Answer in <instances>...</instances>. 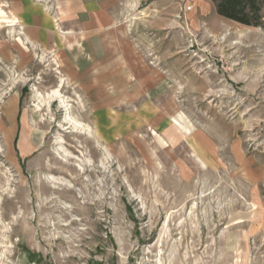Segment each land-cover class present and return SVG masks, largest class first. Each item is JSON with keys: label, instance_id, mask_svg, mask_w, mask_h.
Instances as JSON below:
<instances>
[{"label": "rangeland", "instance_id": "1", "mask_svg": "<svg viewBox=\"0 0 264 264\" xmlns=\"http://www.w3.org/2000/svg\"><path fill=\"white\" fill-rule=\"evenodd\" d=\"M258 1L103 0L51 47L0 5V264H264Z\"/></svg>", "mask_w": 264, "mask_h": 264}, {"label": "crops", "instance_id": "2", "mask_svg": "<svg viewBox=\"0 0 264 264\" xmlns=\"http://www.w3.org/2000/svg\"><path fill=\"white\" fill-rule=\"evenodd\" d=\"M101 1L103 0H91L89 5H84L82 0H72L71 4L61 3V6L57 1L54 6V14L52 12V0H0V5L1 7L4 6L6 11L10 13L12 16L10 22L13 23L11 26L18 31L19 29L22 31V37L28 45L42 44L51 47L61 44L62 40L55 34L53 23H61L64 12L70 11L71 14L75 15L78 8L86 6L87 10L94 13L93 22L97 23L96 28L100 26V23H104L105 21H100L101 13L105 12V7ZM0 13L2 17L3 10L0 9ZM95 18H97L96 21ZM88 28L91 27L88 26ZM68 55L67 60L69 58V61L73 62L75 67L78 68L77 63L82 59H79L76 55ZM54 56L57 57V54H54Z\"/></svg>", "mask_w": 264, "mask_h": 264}, {"label": "trees", "instance_id": "3", "mask_svg": "<svg viewBox=\"0 0 264 264\" xmlns=\"http://www.w3.org/2000/svg\"><path fill=\"white\" fill-rule=\"evenodd\" d=\"M219 15L243 24H256L261 18L258 0H214Z\"/></svg>", "mask_w": 264, "mask_h": 264}, {"label": "bare ground", "instance_id": "4", "mask_svg": "<svg viewBox=\"0 0 264 264\" xmlns=\"http://www.w3.org/2000/svg\"><path fill=\"white\" fill-rule=\"evenodd\" d=\"M56 91H57V90H56ZM56 91H55V92H56ZM55 92H54V93H55Z\"/></svg>", "mask_w": 264, "mask_h": 264}]
</instances>
